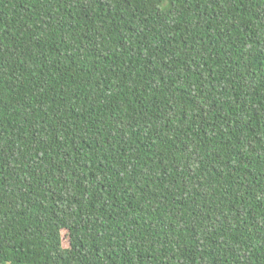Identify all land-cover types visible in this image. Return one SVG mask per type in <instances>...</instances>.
<instances>
[{
	"label": "trees",
	"instance_id": "16d2710c",
	"mask_svg": "<svg viewBox=\"0 0 264 264\" xmlns=\"http://www.w3.org/2000/svg\"><path fill=\"white\" fill-rule=\"evenodd\" d=\"M0 264H264V0H0Z\"/></svg>",
	"mask_w": 264,
	"mask_h": 264
}]
</instances>
